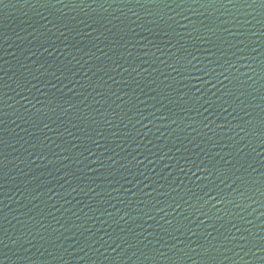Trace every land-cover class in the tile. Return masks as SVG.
I'll return each instance as SVG.
<instances>
[{
	"label": "water",
	"instance_id": "water-1",
	"mask_svg": "<svg viewBox=\"0 0 264 264\" xmlns=\"http://www.w3.org/2000/svg\"><path fill=\"white\" fill-rule=\"evenodd\" d=\"M0 264H264V0H0Z\"/></svg>",
	"mask_w": 264,
	"mask_h": 264
}]
</instances>
